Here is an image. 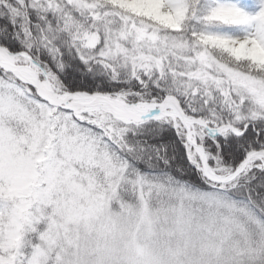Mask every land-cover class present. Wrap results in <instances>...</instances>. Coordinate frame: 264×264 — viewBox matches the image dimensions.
<instances>
[{
	"label": "snow or ice",
	"instance_id": "1",
	"mask_svg": "<svg viewBox=\"0 0 264 264\" xmlns=\"http://www.w3.org/2000/svg\"><path fill=\"white\" fill-rule=\"evenodd\" d=\"M0 264H264V0H0Z\"/></svg>",
	"mask_w": 264,
	"mask_h": 264
}]
</instances>
